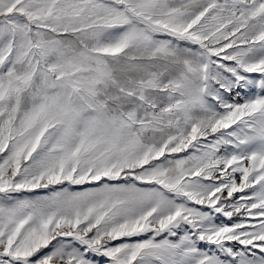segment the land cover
I'll return each mask as SVG.
<instances>
[{"label": "snow or ice", "instance_id": "obj_1", "mask_svg": "<svg viewBox=\"0 0 264 264\" xmlns=\"http://www.w3.org/2000/svg\"><path fill=\"white\" fill-rule=\"evenodd\" d=\"M0 264H264V0H0Z\"/></svg>", "mask_w": 264, "mask_h": 264}]
</instances>
